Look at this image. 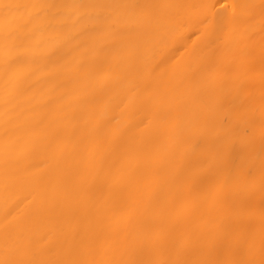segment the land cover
<instances>
[{
    "label": "bare ground",
    "instance_id": "bare-ground-1",
    "mask_svg": "<svg viewBox=\"0 0 264 264\" xmlns=\"http://www.w3.org/2000/svg\"><path fill=\"white\" fill-rule=\"evenodd\" d=\"M0 264H264V0H0Z\"/></svg>",
    "mask_w": 264,
    "mask_h": 264
}]
</instances>
